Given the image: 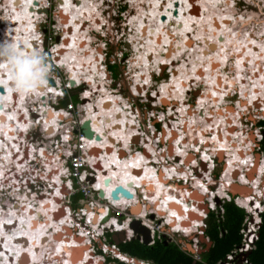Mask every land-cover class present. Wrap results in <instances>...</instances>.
<instances>
[{
  "label": "rangeland",
  "instance_id": "obj_1",
  "mask_svg": "<svg viewBox=\"0 0 264 264\" xmlns=\"http://www.w3.org/2000/svg\"><path fill=\"white\" fill-rule=\"evenodd\" d=\"M65 1L67 0H41L39 3H36V5L39 7L44 6L42 9L45 10L40 11L41 13L38 12L37 9L35 10V8L28 9L39 15V18L35 19L34 17L33 19H31L29 25L33 24L34 31H36V33L38 34L35 37H32L33 34L30 33L31 38L36 39L37 41V38L39 37L40 39L38 40V42L41 43V45L38 44L35 47L33 46L31 55H29V58L24 61H31L34 59V54L39 56L38 53L40 54V52H42V58L45 61L40 62L41 64L36 65L35 67L41 70V74L43 73L47 75V77L44 76L45 80L47 81L46 86L43 85L45 81L42 84L37 83L33 88L36 90V92L33 94H29L26 87L21 86L17 79H12L13 81L11 82L9 80L10 77L7 78V76L4 78L5 81H3L6 83L5 86L12 94L14 104H16V100H18L17 106L19 107H17V110L15 109V112H21L20 114H18L20 116L22 114L26 115L24 116L23 120L25 126H23L22 129L20 128V130H23L25 132L27 131L28 134H25V132H19L18 134H15V138L12 137L11 143H9V146H6L8 147L7 149L11 147V150L13 151L11 152L9 149L5 153H8V151H10L11 153L9 152L8 155H11H9V158L12 157L11 159L13 161L10 160L9 164L8 161H4L5 163L3 164V167H6L3 169L5 172H2V170H0V182H4L3 187L5 186L4 189H2L1 187L2 190H0V205L2 206H0V213L4 212V214L6 215H3V217L5 218L8 217L11 211L15 215V220L13 218L11 222H8V224H6L8 225L7 228H5V224L1 223L3 225L1 234H9L12 238H6L11 243V245L8 244L10 246L4 245L6 246L5 252L9 251V255L6 256V261L3 260L1 261L2 263L0 262V264H32L33 261H35L33 264L41 263L40 259H37L39 257L38 255L36 260L33 261H30L31 259L30 257H28L27 261L29 262L22 261L23 259L18 255V253H20L19 251L22 250V247L26 248L29 245L26 244V241L27 243L31 244V240L30 242H28V238H30V236L27 235L28 233L24 232V230L27 231L28 229L29 233L32 232V228L35 225V223L33 222H35L36 219L42 220H40L39 222L41 223V226H38L39 230L37 232L39 234L36 232L37 234L35 235V237H38L39 235L41 237L40 245L38 244L36 246L37 248H40L42 243L41 241L46 237L47 234H50L52 232L51 238H53L56 231L64 227H60L59 225L60 223H62V219L64 217L62 219L59 218L64 215L65 207H63L62 209L64 210H62L60 209L59 205H50L51 208L48 212L49 216L42 214L40 215L39 213L44 212L45 204L43 203H46L48 200H50V203L52 204H66L62 203V200L59 201L60 198L55 196L59 195L61 192H59L58 194L57 188H59L60 184H58L57 186L54 185L53 176H56L58 181L62 182V173L64 172V169L66 167V161L64 158L62 159L60 153L63 152L66 155H69L71 153V150L77 152V154L82 153L83 151H87L88 147H91L92 143L96 142V138L94 137H86L84 141L86 145H83L82 142L78 140V138H80V136L82 135V133L80 132V127L82 126V124L80 125V120L82 118L84 121L87 119L90 120L91 125L95 131L96 129L94 128V125L96 128H100L102 125H107V123L111 129L112 125L107 122L106 119L110 121L113 118L112 112L111 115L107 113L109 107L112 110V104L103 105V107H99L98 110L95 109V104L99 105L100 102L105 99L106 95V98H110V96L113 95L117 99V102L118 99H120V101L123 100V104L128 108L129 104L132 102L133 107H130V110L128 111H131L132 114L134 112V117L135 115H138L135 121L138 125L137 127H140V129L139 133L135 134V136H137L138 138L137 141L133 139L131 143V146L133 145L132 148L130 147V143L127 142V139L126 143H124L123 145L124 147L120 146V144H111L113 143V141L109 140V146H107L106 148H96L97 152L93 151L94 149L92 150V152H88L94 154L101 153L100 159L98 161V163H100V166H98V168L96 169L94 168L95 172L97 171L96 175L98 176V178L99 175H101L100 169L101 167H104L102 166V163L103 161H105V151L109 150L112 153V151L114 150V152H116L117 154L120 153L118 152L119 148H123L121 149L123 151L120 153L122 154L121 157H125L130 154H133V156L136 157V151L140 149L141 152L146 156V160L144 163L150 166L153 172H155V167L151 164L153 163L154 165L158 166L160 162L161 165H163L162 168H160V171H163V169H165L168 177L174 174V171H171L173 170V165L181 168L182 173H179L178 171L177 173H175L177 176L187 175V173H185L187 169V171L189 172L187 179L188 184H185L183 181L179 182L175 178V180H170V182L177 181L176 188L178 190L167 188V185L169 184L167 178L165 180L166 176L164 177L162 176V173H158L157 182L161 178L158 183L160 184V182H163L162 186L165 190V195L168 197L170 206H173V208H170L169 206V208L166 209L163 208V204L160 206L156 204V210L160 211V220L165 217L170 224L172 223L171 218L173 216L171 213L180 212L181 219L179 221H175L174 224L182 223L183 220L184 223L190 228L187 226L184 228L185 230L181 229L188 234L181 232L175 233V239L177 237V239L183 240V242L179 241L180 243H182L181 247L184 250L186 249L190 251H192L191 249L196 251L194 243L198 240L201 247V252L205 251L212 245L210 236L204 234V229H206L207 220L210 216L208 215L204 219V223L202 222L201 227L198 229H195V221L193 224L187 223L188 221L186 220L189 218L190 214L186 212V208H183L181 205H179L184 203V201L181 200L179 196V191L184 192L185 188H187L190 184L193 185L191 181L196 178V176L194 175H196L197 173V168H195V162L197 160L198 172H201L203 169L204 171H209L212 173L211 181H213V184L211 186V189H219V187L224 186L226 192V189L228 188V182L227 180L223 181V179H225L227 175L226 164L228 161V153L225 154L221 151V154L219 151L218 153L220 158H222L223 154H225L224 159L222 158L219 160V156L217 153V157H215V165H213L212 162L210 163V165H208V163H205L206 167H204L202 165V153L204 151H207L213 154L216 150V148L213 147L214 141H212L211 139L212 143L210 146L208 144L204 145L205 138L200 139L192 136L191 134L190 135L192 137L189 136L188 129L186 128H188L191 123H194L195 126L193 128V131H195L196 133L201 132L202 129H204L206 132H209L204 134V137L206 138H212L213 136H217V138H220L221 136L218 137V135L220 133H223L224 137L221 138V141H225V137H227L230 145L233 144L236 148L238 145L239 148L237 149L241 151H243L244 149L248 151L249 146L257 145L256 147L252 148L253 152H249L247 154L248 158H251V153H253L255 159L258 158V161H263L261 164L264 163V150H259L260 146L258 144L259 140L263 137L260 127H255L251 123H245V121L239 116V112H241L243 109H246V107H249V113L257 121L260 118H264V114L261 111V109L264 108V0H115V3H112V0H108L111 1V3L107 0H81L83 2L82 6H85L87 4L91 5V8L96 6L97 9L94 10L92 14L87 12V16L82 15L80 17H78L77 13L74 11V7L64 4ZM69 1L75 2L74 0ZM164 1H166V4H164ZM171 2L178 3L172 6ZM190 3L193 5V7ZM152 4L154 5V8L152 7ZM8 5L9 3L7 2V0H0V59L2 60L0 66L7 64L6 59H9V55H11L12 57L15 54L16 58L18 57L19 61H22L24 59V56L21 53L22 51L15 50L17 49V47H19V37L22 38V36L18 35V32L21 30V28H17L19 26L18 24L20 18L17 19L18 16L16 15V8L13 7L11 9H8ZM23 6L24 5L22 2L17 4V8L19 9ZM61 10H64V13L66 14L65 17H61L59 12ZM13 14L16 18L13 17ZM72 17L75 23L76 30H72L73 33H69L68 37L65 39V32L63 31H65V28L68 25L67 21L72 20ZM64 18H66V22ZM64 24L65 27L63 26ZM189 24H191L188 28L189 30H186V27H188ZM32 26L31 28H33ZM146 26L149 27L145 29ZM152 28H154V30L157 32H155ZM77 30L78 33L82 34V38L78 37ZM159 33L167 37V39L165 40V37L162 36L161 38L160 36H158L160 35ZM70 34H72L73 36L69 37ZM220 37L222 38L221 41L219 40ZM68 38H71V40L74 41L73 49L71 51L70 49H68V46L66 47V45H71V41H66L68 40ZM184 40L187 43H183ZM244 40H246L247 42H244ZM82 42L83 44H79ZM108 42H110V44H108ZM16 43L18 44V46H15ZM22 43L24 48L25 42L23 41V38ZM31 43L34 44L35 40H31ZM233 43H236L237 45L235 48L233 46ZM43 46L45 47V50H42ZM245 47H248V49H246V52L244 50ZM252 48L255 49L257 53H253V51H251ZM66 49L68 50L66 51ZM68 51H70L71 53H67ZM205 51L207 53H205ZM19 52L21 53V55H19ZM53 55L55 57L54 59ZM2 56L5 58L2 59ZM95 57L98 58L95 59ZM37 58L39 61V57ZM77 58L79 63L83 64L81 65L83 67V71L82 69L75 70L74 65H78V63L75 62V59ZM65 59H67V61H65ZM48 60H50L51 63H46V61ZM91 60L93 61L92 69L95 70V72L92 71L91 78H95L96 82H90L89 77L86 75L89 73V69H91V67H87V65L89 66V64L85 65V61L90 63ZM58 62L60 63L58 64ZM13 63L16 70V68H18V62L16 63V61L11 60L6 66L8 67ZM108 65H114L115 67L112 68L114 70H111ZM3 68L4 66L0 67V70H3ZM97 70L100 71V74L96 72ZM17 71L18 69L16 70V72ZM73 74L75 75V77H73ZM50 77L55 78L57 82L56 85H51L49 83L48 79ZM136 82H139L138 88L140 90L146 89V94L144 93V90L140 92V94L135 91L134 86ZM79 83L82 84L79 85ZM58 84H60L61 87H57ZM103 86L107 87V90H104L102 88ZM65 87H68L70 89L67 93H65L64 91ZM59 89H63V92L60 96H56L55 93L59 95ZM107 91L109 92V94L105 93ZM43 94H47V96L46 98L41 99V96H43ZM74 95L78 96L77 103H74L71 99ZM160 96L166 97L165 99L168 100L167 104L161 103L159 99ZM57 97L60 100H64V102H66V105L61 106L60 100H58ZM54 104L57 107V110L58 108H65L73 104V106H70L73 111L70 112L66 110H59L57 113L51 112V107H49V105L55 107ZM123 104L118 102V106L123 107ZM246 104L247 106H245ZM38 110L39 112L41 111V114L44 115V118L45 115L49 117L46 123L45 121H43L45 119L40 118V121L45 124V126H51L53 128L51 129V127H48L47 133L45 131L46 128L44 127V125H42V123L39 125H34L31 123L30 119L25 120L32 115H37ZM99 110H101L103 113L98 114L97 112ZM9 111L13 112L11 110ZM137 111L139 114H137ZM123 112H125V110H123ZM30 113L32 115H30ZM10 115H12V113ZM43 115H41V117H43ZM65 115L69 116L65 117ZM97 115H99V117H95ZM218 117L220 118V120L217 122ZM253 117H251V119H253ZM12 118V122H14L12 129H14L16 125H23V122L21 124L18 123V117H13L12 115ZM131 126L132 127H127L129 128L128 132L136 133L137 130L133 128L134 125ZM228 126L231 128L227 129ZM168 127L170 130H168ZM130 129H132V131H130ZM172 129L175 130L178 135L176 136V138L170 139L171 136L169 138L168 136L172 135ZM185 129L187 132L184 133ZM217 129H219V132H217ZM57 130L58 132H60L61 139L57 133H54V131L56 132ZM229 130H231V132H229ZM111 131L112 130L108 131V135L101 134V136H108L109 138H111ZM247 132L249 135L247 134ZM13 135L14 132L12 136ZM83 135L85 134L83 133ZM181 135L185 140V143L182 142L181 149L183 148L185 151H188V153L186 154L187 157L192 155L191 161H189V163H187L185 167H183V169L182 165L178 164L181 162L183 164L182 157H178V153L176 152V150L172 149V143L179 139ZM246 135H248L250 138H245ZM19 136L21 137L19 141H22L23 143L12 145V142L14 143L13 140L17 139ZM57 140L59 144L56 143ZM97 140L99 141L100 139ZM117 141V143H119L123 140L119 137ZM144 141H146V143ZM234 142L237 143L235 144ZM96 143L94 144V146H96ZM25 146L27 147L25 148ZM15 152H17L18 154L13 157V154ZM159 152L162 153V155L160 154L161 157L159 155ZM180 154L182 155V153ZM47 155H50L51 157L48 159L46 158ZM149 155H151L154 161L149 160ZM234 155L237 157L236 153ZM0 158L2 159V156ZM53 159H56L57 162H51ZM149 161L151 162L149 163ZM248 161L250 162V160ZM192 162L194 163V168H191L190 166ZM109 163L111 162L109 161ZM247 164L248 163L245 162L244 166ZM136 165L138 167L141 166L140 163ZM199 165L202 167V169L199 168ZM29 166H37L36 169L42 171L43 180L41 188L33 194L26 193L28 191V188H24L21 191H17L16 188H10L11 191L5 190L6 185L10 186L11 182L14 181V178L17 175H20L25 169L27 172ZM168 166L171 170L167 169ZM124 169L127 173L129 172L128 166ZM115 170H118V168ZM242 170L243 168H241V172ZM137 171L140 173L139 175H142V168H136V172ZM192 172L195 173L192 174ZM103 173L107 174V172L105 171ZM262 174H264V172ZM23 175L26 179L30 177L29 175H25V172L23 173ZM260 175L258 176L260 177ZM110 176L112 177L114 175L111 174ZM198 176L202 178V173H200ZM261 176V192H259L261 194L259 195H262L264 190V175ZM172 177H174V175ZM207 178H210V173H208ZM184 179L186 178L184 177ZM197 179L202 180L200 178ZM253 179L256 180V177L254 176L251 180H247L250 181L248 183L253 184L255 182V180L253 181ZM205 180L206 178L204 179V181ZM239 180L241 181V184L239 183ZM92 182L94 181L91 180L90 183ZM224 182H226V184ZM232 182L237 183L238 186H250L248 183H243L244 181L240 179V176ZM90 183L88 186H90ZM142 183H144V181ZM186 185L188 186L186 187ZM54 187L56 192L55 190H53ZM76 190L77 198L74 199L73 195L70 196L68 198V204H70L72 210L75 211H78V208H83L89 204L87 206V213H90V215H92L91 217L94 224V233H98V226L101 225V223L99 224V222L101 221L99 213L104 212L105 207L109 205V210L112 211V215L110 217H113L115 212L118 211V206L110 204V202H107L105 199L100 200L98 197H96L98 191L92 190L89 198H86L84 193L80 194L81 192H83L82 189L80 190V188H77ZM161 192L162 187H160V185L158 184H152L151 186L144 187L143 189L141 187L139 188L136 197L140 199V205H142L143 213L147 206V212L155 211V208L153 207L155 205V200L160 203V199L154 194H161ZM194 192H197L198 194L200 193V198L204 201L202 203H208L207 197L204 196L202 192L198 190H194ZM204 192L206 193L207 191ZM47 194H53L55 197L52 198L51 196H47ZM109 194L110 199H112L111 193ZM144 194L145 197L143 196ZM249 194L242 196L240 195L239 191H236L235 193V195H237L238 197H244ZM34 196H36V198H34ZM221 196H223L222 201H219V203L217 204L219 205L218 208L216 210H213L212 212L215 213V216L220 221H223L225 208L220 207V205L224 206V203L226 201H232L233 198L231 200V196L229 197L228 194H221ZM17 197L19 198L17 199ZM132 197L134 198L135 196L133 195ZM154 197L155 199H153ZM133 198H124L125 201L123 199L121 200V198L118 199L122 201L121 205H124L137 202V198H135V201L132 202ZM51 199L54 200L55 203H53ZM20 200H22V202ZM75 200H77L76 203H74ZM88 200L93 201L94 206H92L91 203H88ZM176 200L178 202H176ZM234 202L242 203L237 199H235ZM40 204L42 205L40 206ZM14 205L18 206L17 209L10 208ZM239 205L241 208L245 206L242 204ZM37 206L41 208L40 210H37V212H39V218L38 215L33 219L32 217L27 216L28 219L23 220V223L20 222V220H16L18 218L17 215L20 216V214H22L26 216V213H33L34 209H36ZM200 206L206 207L208 206V204H203ZM19 208H21L22 210ZM24 208L26 210H24ZM56 210L59 211L56 212ZM244 210L246 216L243 226L248 225V222L245 221L248 219V216L251 213L247 207ZM219 212L222 214H219ZM142 214H140V212L132 213V221L140 220L142 223V217H139L138 219L135 218ZM200 214L195 213L193 215L192 219L196 220L197 223L199 222L198 218ZM97 215H99V217H97ZM183 215L186 216L183 217ZM45 216L46 218H44ZM119 217L120 219H123L121 216ZM157 217L159 219V215H157ZM105 218L103 219V222L106 223L107 220H105ZM31 219L33 220L32 222ZM114 219L116 218L114 217ZM250 219L252 221V216ZM47 220L48 223H46ZM164 221L166 220L164 219ZM27 223H29L31 226L28 227ZM260 225L261 223H259L257 228H260ZM38 227L36 225V228ZM168 227L170 226H166L165 228L168 229ZM188 228L190 232L186 231V229ZM259 228L257 229V231L259 230ZM70 229L71 228L67 227L66 230L71 234ZM47 230H49L48 233ZM117 232L119 231L112 232L113 237L119 236ZM123 232L124 237L121 241H124L125 235L127 233L125 231ZM226 232L227 231L222 227L221 235L225 234ZM1 234L0 256L2 258L1 250L2 253H4L5 248L2 245L6 235L4 236ZM76 234L79 235L81 234V232L77 231ZM21 236L25 239H23ZM166 236L169 237L168 234H166ZM65 237L67 236L65 230L63 229L62 235L60 236L56 234L54 240L58 243ZM75 238L83 244L82 241L84 239L82 240V237ZM175 239L169 240L177 242V240ZM105 240L108 241L106 237L103 238V241ZM74 241L75 240L73 239L71 240L72 243ZM95 242H97L95 243V245L92 244L88 246L87 244H83L82 247L78 246L76 249L74 248L75 256L77 255V258H82L81 256L83 255L81 254L80 256V252L78 249L83 248L82 253H85L87 250L92 253L93 259L90 258V261H94L95 259L98 264H117L113 260H108L107 255L103 251L105 247H101L102 244L100 239ZM54 243L55 242L52 243L51 239L50 245H48V247L45 246L46 262L48 264H62L61 254L57 252V246H55ZM20 244H22L23 246ZM75 245H77V243ZM20 246L21 249L19 248ZM114 246L115 245L111 247L116 248ZM48 248L49 250H47ZM98 248H100L102 251H98ZM28 249L30 250L31 248L28 247ZM92 251H95L97 253H93ZM119 251L122 252L120 249ZM124 254L129 255L127 253ZM12 255L16 257V262L11 259V257L13 258ZM23 255L24 253H22V257ZM108 255L111 257H115L113 253H109ZM55 256H58L59 259L57 258L56 261L53 260V262H56L53 263L52 259L56 258ZM129 256L131 257L132 255ZM132 257H134L135 260H146L151 264H156L151 260L141 259L135 256ZM67 262L68 261H65V263Z\"/></svg>",
  "mask_w": 264,
  "mask_h": 264
},
{
  "label": "bare ground",
  "instance_id": "obj_2",
  "mask_svg": "<svg viewBox=\"0 0 264 264\" xmlns=\"http://www.w3.org/2000/svg\"><path fill=\"white\" fill-rule=\"evenodd\" d=\"M41 0H7V2L9 3V5H8V9H11V8H13V7H15L16 8V11H17V13H16V15L18 16L17 17V19H19L20 18V21H19V26L17 27L18 29H20L21 28V30L18 32V35L19 36H22V38H23V41L25 42V47L23 48V43H22V38L21 37H19V47H17V49H15V50H18V51H22L21 53L23 54V56H24V59L22 60V61H24V60H27L28 58H29V55H31V50H32V48H33V46L35 47L36 45H38L39 43H37V41H36V39H33V38H31V34L30 33H32L33 34V36L32 37H35L36 35H38L37 33H36V31H34V25L33 24H31V25H29V23H30V20L31 19H33L34 17H35V19L36 18H39V15H37V13H34L32 10H28V9H31V8H35V10L37 9V11L38 12H40V11H42V10H45V9H42L43 7H39V6H37L36 5V3H39ZM73 1V0H72ZM75 2H70L69 0H67V1H65V3L64 4H66V5H68V6H72V7H74L73 9H74V11L77 13V15H78V17H80V16H87L88 14H87V12H89L90 14H92L93 12H94V10H96L97 9V7L96 6H94L93 8H91V5H87L86 4V2H85V6H82V4H83V2L81 1V0H74ZM86 1V0H85ZM115 0H112V3H115L114 2ZM172 1V0H171ZM20 2H22L23 3V5L25 6H23V7H21L20 9L19 8H17V4H19ZM162 2V1H161ZM72 3V4H71ZM110 3H111V1H110ZM176 3H178V2H171V4H172V6L174 5V4H176ZM163 4V3H162ZM162 4H161V6H162ZM164 4H166V1H164ZM153 5V4H152ZM159 5V4H158ZM21 6V5H20ZM46 6V5H45ZM80 7V8H79ZM151 7V6H150ZM153 8H154V5L152 6ZM91 8V9H90ZM95 8V9H94ZM163 8V7H162ZM171 8V7H170ZM88 9H90V10H88ZM27 10H28V12H27ZM88 10V11H87ZM161 10V9H160ZM169 10V9H168ZM170 11V10H169ZM15 12V11H14ZM60 12V15H61V17H65L66 16V14L64 13V10H61V11H59ZM26 13V14H25ZM41 13V12H40ZM10 14V13H9ZM172 14V13H171ZM63 15V16H62ZM13 17L14 18H16L15 17V15L13 14ZM75 17V16H74ZM165 17V16H164ZM147 18V17H146ZM193 18V17H192ZM64 20H65V22H66V18H64ZM68 20V19H67ZM61 21H62V19H61ZM62 23H63V21H62ZM67 27L65 28V31H63V32H65V34H64V38L66 39L67 37H68V34L69 33H73L72 32V30H76V27H75V23H74V20H73V17H72V20H68L67 21ZM33 25V26H32ZM73 25V26H72ZM190 25L191 24H189L188 25V27H186V30L190 27ZM31 26L33 27V28H31ZM64 27H65V24L63 25ZM224 26V25H223ZM74 27V28H73ZM78 27V26H77ZM147 27H149V26H146L145 27V29H147ZM151 27V26H150ZM17 29V30H18ZM153 30H154V28H152ZM159 29V28H158ZM189 30V29H188ZM151 31V30H150ZM155 31V30H154ZM155 32H157V31H155ZM77 33H78V30H77ZM158 34V33H157ZM160 34V33H159ZM71 36H73L72 34H70L69 35V37H71ZM82 36V34H80V33H78V37H81ZM156 36V35H155ZM158 36H160L161 38H162V36L163 35H158ZM163 37H165V36H163ZM82 38V37H81ZM40 38L38 37L37 38V40H39ZM156 39V38H155ZM167 39V37H165V40ZM17 40V39H16ZM31 40H35V43L34 44H32L31 43ZM219 40L221 41L222 40V38L220 37L219 38ZM254 40V39H253ZM66 41H71V45L69 46V45H66V47L68 46L69 48L68 49H70V51L73 49V44H74V41L73 40H71V38H68V40H66ZM153 41V40H152ZM170 42V41H169ZM240 42V41H239ZM244 42H247L246 40H244ZM172 43V42H171ZM170 43V44H171ZM183 43H187L185 40H184V42ZM79 44H83V42L82 43H79ZM18 46V44L16 43L15 44V46ZM242 45V44H241ZM82 46V45H81ZM152 46H153V44H152ZM233 46H234V48L237 46L236 45V43H233ZM244 46V45H243ZM257 46H259V45H257ZM93 47V46H92ZM16 48V47H15ZM157 48V47H156ZM68 49H66V51L68 50ZM246 49H248V47L246 48ZM259 49V48H258ZM63 50H65V49H63ZM62 50V51H63ZM245 50V49H244ZM70 51H68L67 53H69ZM251 51H253V53H257L256 51H255V49H251ZM21 53L19 52V55H21ZM71 53V52H70ZM205 53H207L206 51H205ZM17 54V53H16ZM10 57H9V59L7 58L6 59V61H7V64L12 60V61H16V63L18 62H20L19 61V59H18V57L16 58V56H15V54L11 57V55H9ZM22 57V56H21ZM38 56L36 55L35 57H34V59L33 60H38V58H37ZM3 58H5V57H3L2 56V59ZM59 58H60V56H59ZM58 58V59H59ZM98 57H95V59H97ZM254 58V57H253ZM21 60V59H20ZM62 60V59H61ZM76 60V61H75ZM74 61L76 62V63H78V65H74V67H75V70H78V69H82V71H83V67L81 66V65H83L82 63H79V61H78V58L77 59H75ZM86 60V59H85ZM248 60V59H247ZM60 61V60H59ZM65 61H67V59H65ZM1 62H2V60L0 59V64H1ZM40 62H42V61H39V64H41ZM86 63H85V65H87V64H89V66L87 65V67H91V69H89V73L88 74H86L88 77H89V81L90 82H96L95 81V78H91V73H92V71H94L95 72V70L94 69H92V66H93V61L91 60L90 61V63H88L87 61H85ZM250 62V61H249ZM60 62H58V64H59ZM7 64H5V65H2V66H4V68H3V70H0V85H2L3 87H4V91H1L0 90V157L2 156V159L0 158V163H2V164H0V170H2V172H5L4 171V169H3V164L5 163L4 161H8V164L10 163V160H12L11 158L12 157H10L9 158V155H8V153L11 151H13V150H11V147L9 148L10 149V151H8V153H5V152H7V150H9V149H7L8 147L6 146V145H8L9 146V143H11V139H12V137H14L15 138V134H18L19 132H23V130H20V128L22 129L23 128V126H25L24 125V116H26L25 114H22L21 116L20 115H18V114H20V113H18L17 111L15 112V109L17 110V107H19V106H17L18 104V100H16V104H14V101H13V99H12V94H11V92L9 91V89H7V87L5 86L6 85V83L5 82H3V81H5V77H7V78H9V80L12 82L13 80H12V77L15 75V72H16V70L18 69V68H16V70H15V68H14V63L12 64V65H10V66H6ZM39 64H37V65H39ZM17 65V64H16ZM2 66H0V67H2ZM97 66V65H96ZM86 67V68H87ZM85 68V69H86ZM96 69H97V67H96ZM98 74H100V71H96ZM4 74H6V75H4ZM44 76L45 77H47V75H45V74H41V77H40V79H42L43 80V82L45 81V83L43 84V85H45L46 86V84H47V81L45 80V78H44ZM73 77H75V75L73 74ZM51 78H53V77H51ZM54 80H55V78H53ZM2 80V81H1ZM50 80V78L48 79V81ZM262 80V79H261ZM87 81V80H86ZM263 81V80H262ZM50 83V82H49ZM55 83H57L56 82V80H55ZM54 83V84H55ZM39 84H42V83H39ZM54 84H51V85H54ZM78 84V83H77ZM82 83H79V85H81ZM56 85V84H55ZM61 87V85L60 84H58L57 85V87ZM138 86H139V82H136L135 83V86H134V89H135V91L136 92H138L139 94H140V92H142L143 90H144V93L146 94L147 93V91H146V89H139L138 88ZM26 87V86H25ZM71 87H73V86H71ZM149 87H150V85H149ZM104 90H107V87H105V86H103L102 87ZM263 88H264V86H263ZM27 91H28V93L29 94H33V93H35L36 92V90L35 89H33V88H27ZM61 91V92H60ZM62 92H63V89H59V95L58 94H56L55 93V95L56 96H60L61 94H62ZM105 93H108L109 94V92L107 91V92H105ZM46 96H47V94H43V96H41V99L43 98H46ZM101 97V96H100ZM106 97H107V95H106ZM105 97V99H103V101H101L100 102V104L98 105V104H95V109L96 110H98L99 109V107H103V105H111L112 104V110H111V108L109 107V109L107 110V113L109 114V115H111V112H112V119L109 121L108 119H106L107 120V122H109L111 125H112V127H111V129H110V127H109V125H108V123H107V125H102L100 128H96L95 127V125H94V128L96 129V131H95V133L97 132V133H99V134H106V135H108V131L109 130H112L111 132H110V134H111V138H109L108 136H105V137H103V136H101L102 138L98 141L97 139H96V142H94V143H92L91 144V147H90V151L89 152H92V150L93 151H95V152H97V149L96 148H99V149H103V148H106L107 146H109L108 145V143L110 142L109 140H112L113 141V143H111V144H120V146H123L124 145V143H126V139H127V142H129L130 143V140L131 141H133V139H135V141H137V136H135V134H137V133H139V129H140V127L138 128L137 126V123H136V121H135V119H134V116H133V114H134V112H133V114H132V112L131 111H128V110H130V108H128L127 106H125L124 104H123V100H121L120 101V99H118V102L119 103H122L123 104V107L122 106H118V102H117V99L113 96V95H111L110 96V98H106ZM166 97L165 96H160V101H161V103H163V104H167V99H165ZM206 98H208V97H206ZM57 99H58V97H57ZM39 100V99H38ZM37 100V101H38ZM60 100V99H59ZM115 102V103H114ZM171 102V101H170ZM52 104V103H51ZM240 104V103H239ZM54 106H55V104H54ZM16 107V108H15ZM49 107H51V112H54V113H57L58 111H59V109L57 110V107L55 106V107H53V106H50L49 105ZM172 107V106H171ZM11 110V111H13V112H10L9 110ZM19 109V108H18ZM62 110V109H61ZM64 110V109H63ZM123 110H125V112H123ZM217 110H220V109H217ZM216 110V111H217ZM20 111V110H19ZM215 111V110H214ZM12 113V115H13V117L14 116H16V117H18V123L19 124H21L22 122H23V125H20V126H18V125H14L15 127H19V128H15L14 127V129H12L13 128V123L14 122H12V120H13V118H12V115H10ZM98 114H100V113H103L101 110H99L98 112H97ZM37 115H43V114H41V111L39 112V110H38V113H37ZM136 116V115H135ZM95 117H99V115H97V116H95ZM42 118V117H41ZM49 117H47V116H45V120H43V121H45V123L47 122V119H48ZM105 118V117H104ZM103 118V119H104ZM118 118V119H117ZM121 118H122V121H121ZM17 120V119H16ZM102 120V119H101ZM220 120V118L218 117L217 118V122ZM82 121H84L83 120V118H82ZM16 123V122H15ZM191 123V122H190ZM101 124V123H100ZM215 124V123H214ZM219 124V123H218ZM42 125H44V127L46 128V133L48 132V127H51V126H45V124H43L42 123ZM47 125H49V124H47ZM131 125H134V129H136L137 130V132L136 133H129L128 132V129L129 128H127L128 126L129 127H132ZM193 125V126H192ZM233 125H235V124H233ZM107 126V127H106ZM192 126V127H191ZM194 126H195V124L194 123H191L190 125H189V127L188 128H186V129H188V134H189V136H194V137H197V138H200V139H204V145H206V144H208L209 146L211 145V139H212V141H214L213 142V147L214 148H216V154L220 151V153L222 154V152L223 153H228V155H227V157H228V161H227V164H226V161H225V164H226V168H227V175H226V177H225V179H223V181H225V180H227V182H228V184L227 185H233V182L232 181H234V180H236L239 176H240V179L242 180V181H244L243 183H248V182H250V181H247V180H251L254 176L256 177V180H255V182L251 185V183H249L250 185H251V187H248V188H250L251 189V192L252 193H250L249 195H247V196H244V197H238L237 198V200H239L240 202H242V203H240V204H242V205H245V206H249L250 204L252 205V208L253 209H255V208H257L258 206H259V204H260V197L262 196V195H259V194H261V193H259V192H261L260 190V186H261V184H259L260 183V181L262 180L261 178H262V176L261 175H264V174H262L263 172H264V163L263 164H261L262 162H260V164H261V167H260V170L258 169L257 170V167H256V171L254 172V176L252 175V170H253V168L256 166V161H258L257 160V158H256V160H255V162H254V166L253 167H251L250 168V170L248 171V173L245 171L244 172V163L245 162H247L248 164L249 163H252V162H249L248 160H250V161H252V157L251 158H248V153H249V151L248 152H246V154H243V152L241 151V150H239V149H237V148H239L238 147V145H237V148L236 147H234V145L233 144H231L230 145V142L228 141V139H227V137H225V141H221V138L222 137H224V134L222 135L221 133L218 135V137L219 136H221L220 138H217V136H213L212 138L210 137V138H206V137H204L205 135L204 134H206V133H209V132H206L204 129H202L201 130V132H195V131H193V128H194ZM213 126V125H212ZM229 128H231V127H229L228 126V128L227 129H229ZM51 129H53L52 127H51ZM186 129L184 130V133L185 132H187L186 131ZM168 130H170L169 129V127H168ZM189 130H190V132H189ZM219 129H217V132H219L218 131ZM130 131H132V129H130ZM13 132H14V135L12 136V134H13ZM170 132V131H169ZM229 132H231V130H229ZM54 133H57L58 134V136L60 137V139H61V135H60V132H58V130L55 132L54 131ZM167 133V132H166ZM171 133H172V135H169L168 136V138L170 137V139H173V138H176V136L178 135V133L177 132H175V130H171ZM191 134V135H190ZM203 134V135H202ZM117 136H118V138L120 137V139H122L123 141L122 142H119V143H117L118 141H117ZM191 136V137H192ZM85 138H86V136H84V139L82 140L81 139V137L80 138H78V140L81 142V140H82V144L83 145H86L85 144ZM21 139V137L19 136L17 139H15V140H13L14 141V143L12 142V145H16V144H21V143H23L22 141H19ZM26 139V138H25ZM206 139H208V140H206ZM67 140V139H66ZM25 141V140H24ZM125 141V142H124ZM145 143H146V141H144ZM182 142L183 143H185V140H184V138H183V136L181 135L180 137H179V139H177L176 141H174L172 144H173V146H172V149L173 150H176V152L178 153V157H182V160H183V165H182V169H183V167H185V165L187 164V163H189V161H191V158H192V155L191 156H186V154L188 153V151H185L183 148L181 149V147H182ZM56 143H58L59 144V142H58V140H57V142ZM96 143V146H94V144ZM235 144L237 143V142H234ZM242 143H244V142H242ZM107 144V145H106ZM122 144V145H121ZM175 144V145H174ZM106 145V146H105ZM87 146H88V144H87ZM20 147V146H19ZM27 146H25V148H26ZM115 147H116V145H115ZM118 147V146H117ZM124 147V146H123ZM227 148V149H226ZM13 149V148H12ZM113 149V148H112ZM121 149H123V148H119L118 149V152H122L123 150H121ZM16 150V149H15ZM126 150V149H125ZM127 151V150H126ZM215 151H214V153H215ZM222 151V152H221ZM242 153H241V152ZM10 152V153H11ZM20 152V151H19ZM33 152V151H32ZM106 152V154H105V161H103V165L102 166H104V167H101V169H103V170H101L100 169V171H101V175H99V178H95V180L94 181H97V186L99 187V189H104V191H105V194H107L106 195V201L108 202L109 200H110V194L109 193H111L112 194V190L113 189H115V187H117L118 185H122V186H124V187H126L127 189H129L132 193H133V195L134 196H136V192H138V190H137V188L138 187H149V186H151L152 184H158V185H160V187H162V192H161V194H154L156 197H158L160 200V203H158V201L157 200H155V205L153 206L154 208H155V210H156V204L157 205H162L163 206V208H169V206H170V203H169V199H168V197L165 195V190L163 189V186H162V184H163V182H160V184L158 183L160 180H161V178H160V180H158V182H157V177L155 176V172H153V170H152V168L150 167V166H148V165H146L144 162H145V160H146V156L142 153V152H139V153H136L137 155H136V157L135 156H133V154H130V155H127V156H125V157H121L122 156V154H120V153H117L116 154V152H114V150L112 151V153L109 151V150H107V151H105ZM34 153V152H33ZM72 153H74V154H77V152H75V151H72L71 150V153L70 154H72ZM180 153H182V155L180 154ZM237 154V157L234 155V154ZM18 153L17 152H15L14 154H13V157H15V155H17ZM43 154V153H42ZM41 154V155H42ZM61 155L60 156H62V159L64 158H66L67 157V155L65 154V153H63V152H61L60 153ZM68 154V153H67ZM78 154H80V153H78ZM101 153H99V155H100ZM143 154V155H142ZM225 154H223V159H224V155ZM34 155V154H33ZM161 155H162V153H161ZM161 155H160V157H161ZM11 156V155H10ZM22 156V155H21ZM202 156H203V159L202 160H204L205 162L204 163H208V161L210 160V158H211V153H209V152H207V151H204L203 153H202ZM218 156H219V153H218ZM247 156V157H246ZM38 157V156H37ZM51 156L50 155H47L46 156V158H50ZM222 158H220V156H219V160L220 159H222ZM9 159V160H8ZM227 159V158H226ZM13 161V160H12ZM57 162V160L56 159H53L51 162ZM109 161L111 162V163H109ZM211 161V160H210ZM20 162V161H19ZM97 163V162H96ZM141 164V166L140 167H138L136 164ZM144 165H143V164ZM68 162L66 161L65 162V166L67 167L68 165ZM247 164V165H248ZM6 165V164H5ZM169 165H170V163H169ZM208 165H210V164H208ZM12 166V165H11ZM98 166H100V164H98ZM128 166V170H129V172L127 173L126 172V170L124 169L125 167H127ZM204 166H205V164H204ZM13 167V166H12ZM214 167V166H213ZM243 168V170H242V172H241V168ZM118 168V170H115V169H117ZM136 168H142V171H141V173H142V175H139L140 173L137 171L136 172ZM195 168H197V162H195ZM209 168V167H208ZM22 169V168H21ZM108 169V170H107ZM167 169L168 170H171L170 169V167L168 166L167 167ZM154 170H155V168H154ZM24 171H26V169L24 170ZM107 172V174H105V173H103V172ZM172 172L174 171V177L176 176V177H185L186 179H188V171H187V169H186V171H185V173H187V175H184V176H182V175H180V176H177L175 173H177L178 171H179V173H182L181 172V168H179L178 169V167L176 166L175 167V169L173 168V170H171ZM109 173V174H108ZM135 173V174H134ZM159 173H162V176H166L165 177V180H166V178L168 177L167 176V174H166V170L165 169H163V171H160ZM195 172H192V174H194ZM0 174H1V172H0ZM61 174V173H60ZM114 175V176H110V175ZM158 174V173H157ZM156 174V175H157ZM237 174V175H236ZM261 174V175H260ZM161 175V174H160ZM172 175V176H173ZM258 175H260V177L258 176ZM194 176H196V178L195 179H193L192 181H191V183L192 184H194V186H198V187H200L202 190H204V191H209L208 190V188H207V185H205L204 183V181H202V180H199V179H197V178H200V179H202L201 177H199L198 175H194ZM258 176V177H257ZM48 177V176H47ZM110 178V184L109 185H106L105 184V182H104V179H106V178ZM161 177V176H160ZM53 178H54V185L55 186H57L58 184H61L62 185V183L61 182H59L58 181V179H57V177L56 176H53ZM156 178V179H155ZM236 178V179H235ZM261 179V180H260ZM1 180V179H0ZM164 180V179H163ZM14 181H16V180H14ZM144 181V183H142ZM240 181V180H239ZM253 182V181H252ZM225 184H226V182H224ZM240 184H241V181L239 182ZM7 186V185H6ZM64 186H62V188H63ZM136 187V188H135ZM5 188V187H4ZM3 188V189H4ZM153 188H155V187H153ZM167 188H170V186L169 185H167ZM236 188H240L239 186H236ZM254 188V189H253ZM7 189V188H6ZM47 189H49V188H47ZM53 190H55V187L53 188ZM57 190H58V194H59V192H61L58 188H57ZM219 193L220 194H224V195H226L227 193L225 192V189H224V186H221V187H219ZM55 192H56V190H55ZM164 192V193H163ZM263 192H264V190H263ZM62 193V192H61ZM61 193L59 194V195H55L56 197H58V198H60V200L59 201H61L62 200V196H61ZM167 193V192H166ZM200 194V193H199ZM197 192H195V193H193V195H191V197H198V198H200L201 196L199 195ZM263 194V193H262ZM153 195V194H152ZM47 196H51L52 198L53 197H55L53 194H47ZM179 196H180V198H181V200H183L184 201V203H182V204H179V205H181L183 208H186L185 210H186V212H188L189 214H190V216H189V218L186 220V221H188L187 223H191V224H193L194 223V220L192 219L193 218V215L196 213L195 211H198L199 213H202V210L198 207V206H194L192 203H190L189 202V200H188V198L187 197H185L186 196V193H185V191L183 192V191H180V194H179ZM111 197H112V195H111ZM223 197V196H222ZM19 197H17V199H18ZM119 198H121V200L123 199L124 200V198L122 197V196H120ZM135 197L133 198V201L132 202H134L135 200ZM153 199H155V197L153 198ZM152 199V200H153ZM104 200V199H103ZM121 200H119V199H113L112 200V202H114V203H116V204H122V201ZM131 200V199H130ZM139 199H138V197H137V202H135V203H131V206L129 207V208H132L133 210L131 211L132 213H139V212H142V205H140V201H138ZM21 202H22V200H20ZM51 201H53V203H55L54 202V200H52L51 199ZM125 201V200H124ZM19 202V201H18ZM18 202H16V203H18ZM176 202H178L177 200H176ZM139 203V204H138ZM43 204H45V210H44V214L41 212V213H39V212H37V210H40L41 208H39V206H37L36 207V209H34V211H33V213H26V216H24V215H22V214H20V216H18L17 215V221L18 220H20V222H22L23 220H27L28 219V217H32V219L34 218V217H36L37 215H38V213L41 215H46V216H49V214H48V212L50 211V208H51V206H53V205H59L60 206V204H58V203H55V204H52V203H50V200H48L46 203H43ZM96 204V203H95ZM136 204H138V205H136ZM255 204V206L253 207V205ZM25 205H27V204H25ZM42 204H40V206H41ZM51 205V206H50ZM88 206V205H87ZM2 207V206H1ZM10 207V206H9ZM17 205L15 206H12V207H10V208H12V209H17ZM42 207H44V206H42ZM141 207V208H140ZM48 208V209H47ZM170 208H173V206H170ZM19 209H21V208H19ZM60 209H62L61 208V206H60ZM146 210H144V211H147V209H148V206H147V208H145ZM22 210V209H21ZM24 210H26L25 208H24ZM23 210V211H24ZM62 210H64V209H62ZM258 210V209H257ZM11 211V210H10ZM18 211V210H17ZM57 211H59V210H56V212ZM104 211H105V209H104ZM158 213H160V211L159 210H156ZM17 213V212H16ZM86 213H87V208H86ZM194 213V214H193ZM51 214V213H50ZM173 216H172V218H171V221H172V223L170 224V225H172V226H175V228H177L178 230H181V229H184L185 227H187L188 225H186L185 223H184V221L182 220V223H176V224H178V225H176V224H174V222L175 221H179L180 219H181V213L180 212H176V213H171ZM176 214V215H175ZM196 214H198V213H196ZM3 215H6V214H4V212L3 213H0V234H1V230L3 229L2 227H3V225L2 224H8V222H11L12 220H13V218H14V220H15V215L12 213V211L9 213V215H8V217L7 218H5V217H3ZM64 215H66L65 214V210H64ZM64 215H62V217L64 216ZM95 215V214H94ZM106 215V214H105ZM164 215H165V213H164ZM28 216V217H27ZM46 216L44 217V218H46ZM107 216H109L108 214H107ZM107 216H105V217H107ZM186 215H183V217H185ZM24 219H23V218ZM97 217H99V215H97ZM104 217V218H105ZM38 218H39V215H38ZM69 218L70 217H68V215H66V218H63L62 219V223H60L59 225H60V227L62 226H64L65 227V223H66V225H68V224H70V221H69ZM94 218V217H93ZM103 218V219H104ZM201 216L199 215V218H198V221H201ZM31 219V222L33 221ZM111 219V218H110ZM41 220V219H40ZM40 220L38 219H36V221L35 222H33V223H35V225H34V227L32 228V232H30L29 233V230L27 229V231L26 230H24V232H26V233H28L27 235H29L30 236V238H28V242H30V240H31V244L30 243H27V241H26V244H29L26 248L25 247H22V250H20L19 252L20 253H18V255L23 259L22 261H25V262H29V261H27V258L28 257H30V261H33V260H36V258L37 259H40V261H41V263L40 264H48L47 262H46V255H45V248L46 247H48V245H50V241H51V239H52V243L53 242H55L54 243V245L55 246H57V248H56V250H57V252L59 253V254H61V262H62V264H95V262L94 261H90V258L93 256L92 255V253L90 252V251H86L85 253H82V250H83V248H81V249H78L79 250V252H80V256H81V254L83 255V256H81L82 258H77L76 256H75V254H74V248L76 249L78 246H80V247H82V243H80L79 242V240L78 239H76L75 237H72V238H67V237H65V238H63V240L62 241H60V242H58L57 243V241H55L54 239H55V236H56V234H58V235H62V228L61 229H59L58 231H57V233H55V236L53 237V238H51V233L50 234H45L46 235V237L45 238H43V240L41 241L42 243H41V246H40V248L38 247H36L38 244L40 245V240H41V237H40V235L37 237H35V235L38 233L37 231L39 230V227L38 226H41V223H39L40 222ZM167 220V219H166ZM16 221V222H17ZM42 221V220H41ZM168 221V220H167ZM192 221V222H191ZM196 221V220H195ZM2 223V224H1ZM23 223V222H22ZM46 223H48V220L46 221ZM100 223H102L101 221L99 222V224ZM105 223V222H104ZM28 224V227H30L31 225L29 224V223H27ZM62 224V225H61ZM36 225H37V227L38 228H36ZM94 225V224H93ZM198 225V224H197ZM110 226L112 227V228H116V229H122L123 228V224H121L120 222H119V220H117V219H114V217H113V219H112V222H111V224H110ZM180 226V227H179ZM8 227V225H6L5 226V228H7ZM22 227H23V225H22ZM179 227V228H178ZM189 227V226H188ZM190 228V227H189ZM189 228L188 229H186V231H188V232H190L189 231ZM42 229H45V228H42ZM97 229V228H96ZM196 229V228H195ZM185 230V229H184ZM56 231V230H55ZM182 231V230H181ZM37 232V233H36ZM43 232V231H42ZM49 232V230H47V233ZM68 233H69V231H67ZM6 233V232H5ZM7 233H9V232H7ZM25 233V234H26ZM192 233V232H191ZM39 234V233H38ZM42 234H44V233H42ZM1 235H4V233L3 234H1ZM6 235V237H5V239H4V242H3V245L2 246H4V245H7V246H10L11 245V243H10V241L9 240H7L6 238H8V239H11L12 237L9 235V234H5ZM4 235V236H5ZM19 235V234H18ZM80 235V234H79ZM22 237V236H21ZM26 237V236H25ZM23 239H25L24 237H22ZM21 238V239H22ZM21 239H20V241H21ZM69 239V240H68ZM75 240L73 243L71 242V240ZM15 240V239H14ZM13 240V241H14ZM83 240V239H82ZM9 241V242H8ZM25 241H23V242H25ZM76 241L77 242H79V244L80 245H78V246H74L75 244H76ZM13 243V242H12ZM8 244H10V245H8ZM16 244V243H15ZM22 244H24V243H22ZM22 244H20V245H22ZM56 244H58V245H56ZM13 245V244H12ZM16 246V245H15ZM23 246V245H22ZM46 246V247H45ZM53 246V245H52ZM28 247H30L31 249L29 250L28 249ZM4 253H2V250H1V255H2V258H1V256H0V259H2V260H0V262L1 261H3V260H5L6 261V256L7 255H9V251H7V252H5V250H6V246H4ZM20 249H21V246L19 247ZM0 249H1V247H0ZM17 249V248H16ZM15 249V250H16ZM38 249H40V250H38ZM13 250H14V248H13ZM47 250H49V248L47 249ZM55 250V249H54ZM69 250V251H68ZM67 251H68V253H67ZM22 253H24V255H23V257H22ZM12 254H14V253H12ZM57 254V253H56ZM58 254V255H59ZM16 255V254H15ZM36 255V256H35ZM38 255V256H37ZM13 256V258L11 257V259L12 260H14V262H16V260H15V258L16 257H14V255H12ZM56 258H53L52 259V262H53V260H57V258L59 259V257L58 256H55ZM88 258V260H86ZM38 261V260H37ZM36 261V262H37ZM65 261H68L67 263H65ZM13 262V261H12ZM35 261H33V263H34ZM2 263V262H1ZM32 263V264H33ZM53 263H56V262H53ZM20 264V263H19ZM57 264V263H56ZM96 264H98V262L96 263Z\"/></svg>",
  "mask_w": 264,
  "mask_h": 264
},
{
  "label": "built area",
  "instance_id": "obj_3",
  "mask_svg": "<svg viewBox=\"0 0 264 264\" xmlns=\"http://www.w3.org/2000/svg\"><path fill=\"white\" fill-rule=\"evenodd\" d=\"M54 55H53V59H54ZM49 63V62H48ZM59 100V99H58ZM70 106H73V104H71ZM68 106L65 108H58L59 110H66V111H70L72 112V108ZM133 107V103L131 102L129 104V108ZM137 114L138 111H137ZM30 115H32L30 113ZM47 116V115H45ZM69 115H65V117H68ZM138 115L134 117V119H137ZM41 115H32L29 118H26L25 120L30 119L31 123L34 125H39L42 122L40 121ZM72 118V117H71ZM42 119H44V115L42 117ZM84 121H82V119L80 120V125L83 124ZM20 132V133H24ZM80 132L82 133V135L80 136L81 139H84L83 135V130H82V126L80 127ZM25 134H28V132L26 131ZM87 137V136H86ZM81 140V142H82ZM132 141H130V147L131 146ZM160 143V141H159ZM90 151V147H88L87 151H83L80 154H69L67 155V157L65 158V161L68 162V166L65 167L64 172L62 173V185H59V190L62 192L61 193V198H62V203H66V204H61L60 206L61 208L65 207V213L66 215H68L69 221L71 225H65V227L62 228V230L64 229L65 231H67V227L71 228V229H76V227H78V231L81 232L80 236H83L85 238H87V240L89 242H91V245H95V241H97L98 239H100L102 246L101 247H105V249L103 250L105 252L106 255H108L109 253H113L115 255V258H118L121 261H126L128 263H134V264H151L146 260H135L134 257H130L129 255H126L122 252L119 251V243H111L109 241H103V238L106 237V233L107 232H116V231H125L127 232L124 238L123 242L129 241L133 238H137V234L134 233L133 229H131L130 227V223L133 220L131 217L132 212L130 211V206L131 204H115L114 202H112V199H114L112 197V199L109 200L110 204L114 205V206H118V211L115 212L114 216L116 219L120 220L121 216L123 219V228L122 229H114L110 226L111 222H112V218L107 220V222L105 224H103V218L105 216H107V214L109 213L108 210L110 209V206L107 205L105 207V211L104 212H100V218H101V225L98 226L99 227V232L98 233H94V227H93V221H92V215H90V213H86V208L87 206L83 207V208H78V211L72 210L71 205L68 204L69 200L68 198L74 194H76L77 192V188H80V190L82 189L86 198H89L91 191H98L99 192V187L97 186V181H94L92 183H90V177H95L98 178V176L96 175L97 171L95 172V169L98 168V161L100 159V155L99 154H94V153H88ZM137 153L141 152L140 149H138L136 151ZM84 153V154H83ZM86 153V154H85ZM161 154V152H159V155ZM215 157H217L216 153L211 154V158L208 161V164H210L211 162L213 163V165H215ZM203 159V156H202ZM149 160H152L151 155H149ZM97 162V163H96ZM151 161H149L150 163ZM159 162V161H158ZM181 162V161H179ZM194 162V161H193ZM191 163V168H194L193 164ZM197 162V160H196ZM177 163V162H176ZM175 163V164H176ZM180 165H183L182 162L178 163ZM155 167V176L157 177V173L160 172V168H162L163 165H161V163L159 162L158 166L154 165L153 163L151 164ZM200 166V165H199ZM175 169V165L172 166ZM37 166H29L28 169H31V173H30V181L31 183L28 181L29 179L22 178L21 176L23 175V173L20 174V177H17L16 180V190L17 191H21L24 188H28V191L26 193H31L33 194L34 192L36 193L38 189L41 188V184H42V171H40L39 169H36ZM95 168V169H94ZM199 168L202 169V167L200 166ZM214 168V167H213ZM179 169V168H178ZM99 171V170H98ZM93 172V173H92ZM200 173H202V181H204V179L206 178V180L204 181L205 185H207L208 188V192H204V190H202V194L204 196L207 197L208 199V203H202L201 201H197L196 199L193 200L194 203H192L195 206H200L203 204H208V206L206 207H199L202 210V214L204 219L213 211L216 210L218 208L219 205H217L219 203V201H222V196L221 194L218 192V189H211V186L213 184V181H211L212 177H211V172L209 171H204L202 169L201 172H198V167H197V173L196 175H199ZM208 173H210V178L208 179ZM157 174V175H156ZM178 180L183 181L185 184L187 183V179H184V177H167L168 180V184L170 186L171 189L176 190V185H177V181H173L170 182V180ZM105 180V179H104ZM90 183V186H88ZM78 185V186H76ZM62 186H64L62 188ZM188 185H186L187 187ZM136 188V187H135ZM140 187H138L137 189L139 190ZM144 187H142L143 189ZM201 189L198 186H194L193 185H189L187 188H185V193L188 194L189 192H193V190L195 189ZM47 189V188H46ZM30 190V191H29ZM178 190V189H177ZM180 192V191H179ZM98 194V193H97ZM137 194V192H136ZM37 196V195H36ZM36 196H34V198H36ZM122 196V195H121ZM145 197V194L143 195ZM123 198H127L125 196H122ZM100 200L104 199L102 197H98ZM135 198H137L135 196ZM142 198V197H141ZM129 199V198H127ZM87 200V199H86ZM140 201V199L138 200ZM204 202V201H203ZM88 203H91L92 206H94V202L88 200ZM97 203V201H96ZM107 203V202H106ZM130 203V202H128ZM89 205V204H88ZM220 207H224L223 205H220ZM223 209V208H222ZM146 210V209H145ZM251 213L248 216V219L245 222H248V225H245L242 227L241 229V233L243 234V239H242V243L237 246L231 253H229L226 257V260L224 261H219L217 264H251V261L249 259V252L253 249L254 247V243L255 241L258 239V231L257 226L259 225V223H261V213L264 210V206H262L261 211H257L256 209H250ZM143 212H140V214H142ZM106 214V215H105ZM219 214H222L219 212ZM66 215L63 216L64 218H66ZM109 215V214H108ZM157 215H159V219L157 217ZM251 216H252V221H251ZM63 217H60L59 219H62ZM139 217L143 218L142 224L147 226L150 229V233H151V238L150 241L147 245H153L155 244V242L157 240H162L163 238L166 239V241H170L169 239H175V233H186L185 231H180L177 228H175V226L170 225V223L166 220L165 217H163V219L160 220L161 215L159 213H157V211L155 210L154 212H147L144 211V213L142 215H139L137 217H135L136 219H138ZM164 219L166 221H164ZM204 219H201V221H199L197 223V221H195V227L196 229L200 228L202 225V222L204 223ZM218 221L220 222V220L218 219ZM192 222V221H191ZM198 224V225H197ZM166 226H170L167 228H165ZM77 232V231H76ZM166 232V233H165ZM166 234H168L169 237L166 236ZM188 234V233H186ZM75 235V234H74ZM73 235V237H75ZM198 239V238H197ZM196 239V240H197ZM139 240L141 242H143L142 236L139 238ZM178 243L183 242V240L181 239H176ZM180 241V242H179ZM176 242V241H174ZM97 243V242H96ZM110 243V244H109ZM182 244V243H180ZM115 245L114 247L116 248H112L111 246ZM118 247V248H117ZM194 247L196 248V251L191 249L194 253V257L201 260V247L199 245V241H195L194 243ZM103 249V248H102ZM101 250L100 248H98V251ZM93 253H97L95 251H92ZM103 252V253H104ZM197 252V253H195ZM100 253V252H99ZM126 256V257H125Z\"/></svg>",
  "mask_w": 264,
  "mask_h": 264
},
{
  "label": "trees",
  "instance_id": "obj_4",
  "mask_svg": "<svg viewBox=\"0 0 264 264\" xmlns=\"http://www.w3.org/2000/svg\"><path fill=\"white\" fill-rule=\"evenodd\" d=\"M108 44H110V42H108ZM108 66L111 70H114L112 69L115 67L114 65ZM69 90L68 87L64 88L65 93ZM71 99L74 103L78 102L77 95H74ZM60 103L61 106L66 105L64 100H60ZM251 117L253 116L251 115L250 118ZM252 122L253 121L250 120V123ZM252 124L255 127H260L262 131L263 137L259 140L258 144L260 146L259 150H264V118H260L256 123ZM230 195L233 200L224 203L225 213L223 215V221L219 222L215 213L211 212L209 214L210 217L207 220L204 234L210 236L212 245L210 248L200 253L201 260L195 258L192 251L184 250L180 243L166 241L164 238L162 240H157L153 245L144 244L138 238H133L126 242L121 241L118 244L119 249L124 253L137 258L151 260L156 264H216L218 261H224L226 260L227 255L242 243L243 234L241 233V228L246 216L245 210L234 202L235 195L233 193H230ZM73 197L75 199L77 198V195L74 194ZM77 200H75L74 203H76ZM222 227L227 231L223 235H221ZM258 234L259 236L254 243V248L249 254L251 264H264V211L261 213V225ZM106 236L109 242L116 243L112 232H107ZM107 258L109 261L113 260L117 264H134L121 261L118 258L109 255H107Z\"/></svg>",
  "mask_w": 264,
  "mask_h": 264
},
{
  "label": "water",
  "instance_id": "obj_5",
  "mask_svg": "<svg viewBox=\"0 0 264 264\" xmlns=\"http://www.w3.org/2000/svg\"><path fill=\"white\" fill-rule=\"evenodd\" d=\"M35 56L36 55H34V57ZM49 82H50V84H54L55 83V80L50 77ZM72 83H73V81H72ZM0 90L1 91H4V87L2 85H0ZM82 129H83V133L87 137H94L96 139H101V134L95 133V131H94L92 125H91V121L90 120L87 119V120H85L83 122ZM257 160H258V158H257ZM204 162L205 161L202 160V163H203L202 165L203 166L205 164ZM256 167H257V170H258V161H256V166L252 170V175H254V172L256 170ZM90 179L92 181L95 180L94 177H90ZM104 182H105L106 185H109L110 182H111L110 181V178L109 177L106 178L104 180ZM236 186H238V184L237 183H233V185L232 186L229 185L227 189H228L229 192L233 193L234 195H235L236 191H239L240 195H242V196L251 193V189L248 188V187L239 186L240 188H236ZM249 187H251V186H249ZM111 195H112V197L114 199H118L121 195L122 196H125L127 198H133L132 197L133 196V193L129 189H127L126 187H124L122 185H118L117 187H115V189L112 190V194ZM99 196L102 197V198H104V199H106V195H105L104 189H100L99 190V192L96 195V197H99ZM132 210L133 209L130 208V211H132ZM108 214H110V215L107 216L105 218V220H109L110 219V216L112 215V211L109 210V213ZM119 222L122 224L123 223V220L120 219ZM130 227L133 229L134 233L137 234V238L138 239L142 236L143 243L144 244H148L149 243L150 238H151L150 237V234H151L150 233V229L147 226L143 225L140 220H134V221H132L130 223ZM117 234H119V236L114 237V240H115V242L119 243L123 239V237H124V232L123 231H119V232H117Z\"/></svg>",
  "mask_w": 264,
  "mask_h": 264
},
{
  "label": "clouds",
  "instance_id": "obj_6",
  "mask_svg": "<svg viewBox=\"0 0 264 264\" xmlns=\"http://www.w3.org/2000/svg\"><path fill=\"white\" fill-rule=\"evenodd\" d=\"M108 1V0H107ZM108 2H110V1H108ZM39 36H41V35H39ZM37 43H39L38 42V40H37ZM40 45H41V43H39ZM42 50H45V47L43 46L42 47ZM35 55V54H34ZM33 55V56H34ZM38 57H39V61H42V62H44L45 60L42 58V52H40V54L38 53ZM39 61L38 60H31V61H27V62H25V61H20L19 63H18V71L17 72H15V75L12 77V79H17L18 81H19V83L21 84V86H26V89L27 88H34L35 86H36V84L37 83H43V80L42 79H40V77H41V70L40 69H38V68H36L35 66L37 65V64H39ZM51 63V61L50 60H48V61H46V63ZM22 132V131H21ZM257 145H255V147H256ZM187 151V150H186ZM190 151V150H189ZM249 152H253V150H249ZM244 154H246V152H244ZM251 156H252V161H250V162H252V163H250V164H248V165H245L244 166V171H246V172H248L249 170H250V168L251 167H253L254 166V162H255V158H254V154L253 153H251ZM260 162H263V161H258V169L260 170ZM6 166H4L3 168H5ZM29 170V169H28ZM25 172V175H29V174H27L28 173V171L26 172V171H23L22 173H24ZM19 175H17V177H18ZM255 179H253V181H254ZM261 180V179H260ZM3 183L4 182H0V190H2L4 187H3ZM12 183V182H11ZM249 184V183H248ZM259 184H261V181H260V183ZM250 185V184H249ZM252 185V184H251ZM250 185V186H251ZM229 186V185H228ZM253 186V185H252ZM1 187H2V189H1ZM5 190H7V189H5ZM195 190H198V191H202V189H199V188H197V189H195ZM194 191V190H193ZM226 193L229 195V197L231 196L230 195V193L231 192H229L227 189H226ZM186 197H187V194H186ZM238 198V196L237 195H235V199H237ZM261 198V201H260V204H259V206L257 207V208H255L258 212L259 211H261V209H262V206H264V192H263V194H262V196L260 197ZM234 199V200H235ZM188 200L189 201H191L190 203H194L193 202V200L191 199V198H188ZM231 200H232V196H231ZM203 202V201H202ZM262 202H263V204H262ZM239 207H240V203H236ZM195 206V205H194ZM255 206V204L253 205V207ZM246 207L250 210V209H253L252 208V205L250 204L249 206H243V208L244 209H246ZM254 210V209H253ZM251 211V210H250ZM264 211V210H263ZM196 213H198V214H200L198 211H195ZM200 216L202 217L201 219H204V217H203V214H200ZM188 217V216H187ZM202 238V237H201Z\"/></svg>",
  "mask_w": 264,
  "mask_h": 264
},
{
  "label": "crops",
  "instance_id": "obj_7",
  "mask_svg": "<svg viewBox=\"0 0 264 264\" xmlns=\"http://www.w3.org/2000/svg\"><path fill=\"white\" fill-rule=\"evenodd\" d=\"M202 253V252H201Z\"/></svg>",
  "mask_w": 264,
  "mask_h": 264
},
{
  "label": "flooded vegetation",
  "instance_id": "obj_8",
  "mask_svg": "<svg viewBox=\"0 0 264 264\" xmlns=\"http://www.w3.org/2000/svg\"><path fill=\"white\" fill-rule=\"evenodd\" d=\"M206 167V166H205Z\"/></svg>",
  "mask_w": 264,
  "mask_h": 264
}]
</instances>
